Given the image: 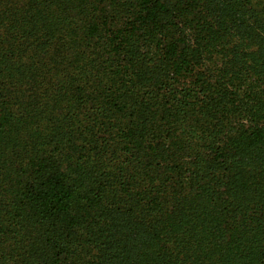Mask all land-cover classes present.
<instances>
[{
  "label": "trees",
  "instance_id": "obj_1",
  "mask_svg": "<svg viewBox=\"0 0 264 264\" xmlns=\"http://www.w3.org/2000/svg\"><path fill=\"white\" fill-rule=\"evenodd\" d=\"M263 16L0 0V264H264Z\"/></svg>",
  "mask_w": 264,
  "mask_h": 264
},
{
  "label": "rangeland",
  "instance_id": "obj_2",
  "mask_svg": "<svg viewBox=\"0 0 264 264\" xmlns=\"http://www.w3.org/2000/svg\"><path fill=\"white\" fill-rule=\"evenodd\" d=\"M235 4V3H234ZM244 12H245V10L244 9H242ZM256 26H264V16H263V19H262V21L258 24V25H256ZM253 42V39H251V37H249L248 38V40L245 42V44L246 45H251V43ZM218 61H215V64L217 63ZM215 66V65H214ZM245 93V92H244ZM245 95V94H244Z\"/></svg>",
  "mask_w": 264,
  "mask_h": 264
}]
</instances>
